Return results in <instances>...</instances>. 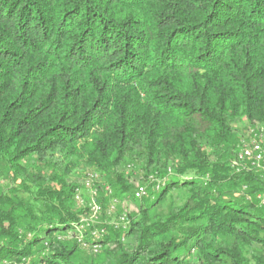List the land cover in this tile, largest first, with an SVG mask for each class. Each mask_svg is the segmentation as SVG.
<instances>
[{
	"label": "trees",
	"instance_id": "1",
	"mask_svg": "<svg viewBox=\"0 0 264 264\" xmlns=\"http://www.w3.org/2000/svg\"><path fill=\"white\" fill-rule=\"evenodd\" d=\"M255 133L264 0H0V264H264Z\"/></svg>",
	"mask_w": 264,
	"mask_h": 264
},
{
	"label": "built area",
	"instance_id": "2",
	"mask_svg": "<svg viewBox=\"0 0 264 264\" xmlns=\"http://www.w3.org/2000/svg\"><path fill=\"white\" fill-rule=\"evenodd\" d=\"M237 159L238 161L232 162L233 166L239 168V162H243L244 164L248 162L252 167L254 166L255 168L261 170L262 173H264V135L262 133H255L248 141H245L238 152ZM131 167L132 166H129V168ZM149 183L152 185L153 189L157 190L159 188L160 184L156 181L155 177H149ZM86 187L89 188L88 190H90V193L94 195V198L93 200L91 199L88 204V216H84L81 222H84V225L89 229V236L91 237V241H85V239L80 236L78 242H80L83 247L85 246L87 247V249L92 250L94 253H97L99 252V248L102 245L101 239L104 237L106 229L105 227L93 228L91 226V222H93V219H96V215L101 213L102 207L97 200V193L94 190L90 189V180L86 181ZM105 190L109 194L111 193L107 186L105 187ZM134 191V196L137 199H140L147 194L146 186L142 184H139ZM257 197L264 204V196L259 194ZM76 198L78 199V196ZM116 201V199L112 200V204H110V211L114 209V203ZM79 203L82 204V200H79ZM128 223L129 220L127 219V216L121 215L118 218V221L113 225L115 228L124 229ZM84 225H81L80 228L84 229Z\"/></svg>",
	"mask_w": 264,
	"mask_h": 264
},
{
	"label": "rangeland",
	"instance_id": "3",
	"mask_svg": "<svg viewBox=\"0 0 264 264\" xmlns=\"http://www.w3.org/2000/svg\"><path fill=\"white\" fill-rule=\"evenodd\" d=\"M262 175H264V173H262ZM149 184L150 183L147 182L145 185L149 186ZM150 190H151V188H150ZM150 190H149V192L147 193L146 196H150V194H149ZM84 193H85V195L83 197L82 204L85 203L86 201H90L91 199L93 200L94 195L89 193V190H84ZM98 197H99V195H98ZM98 201H100V200H98ZM138 203L137 202H131V201H129L127 199H123V198L122 199H118L114 203L115 207L112 210V212L111 213H107L105 215L102 214V213H99L98 215H96V219H93V222H91V226L93 228L105 227L106 231L110 227L115 228L113 224L118 221V218L121 215H125L128 218V214H130L131 212H136L137 211V207H138L137 204ZM110 204H112V201L108 205L110 206ZM110 207H109V210H110ZM116 229H118V228H116ZM91 255H92L91 251L88 250L87 248H85L84 252L82 253L81 256H82V258L84 260L88 261Z\"/></svg>",
	"mask_w": 264,
	"mask_h": 264
}]
</instances>
